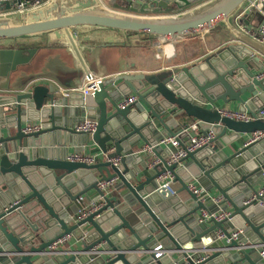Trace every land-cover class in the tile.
I'll use <instances>...</instances> for the list:
<instances>
[{
  "label": "water",
  "instance_id": "obj_1",
  "mask_svg": "<svg viewBox=\"0 0 264 264\" xmlns=\"http://www.w3.org/2000/svg\"><path fill=\"white\" fill-rule=\"evenodd\" d=\"M252 1L50 0L18 12L11 10L21 0L0 3V264H169L166 259L173 263L175 253L179 259L174 264L180 259L189 264H264V204H244L264 182V138L233 144L242 134L264 130L258 115L264 110V77H258L264 69V37L253 32L256 24H245L255 14L263 21L264 9H246ZM219 31L230 40L203 61L109 77L93 95L78 90L61 94L54 81L11 83L39 45L72 47L85 79L97 73L82 48L130 45L139 39L173 42ZM132 93L136 103L120 108L119 102ZM73 95H79V104H73ZM221 102H238L239 110L254 119L223 116ZM82 111L86 116L76 119ZM86 117L98 120L92 134L75 130ZM190 121L215 137L188 152L182 166L169 163L157 144L164 136H175L185 145ZM34 124L39 129L26 133L25 127ZM78 139L93 141L121 162L67 160L68 147ZM144 145L154 146L153 153ZM154 156L160 163L150 168ZM81 169L88 172L76 175ZM166 171L181 185L177 193L188 192L187 200L156 190L157 178ZM113 178L112 194L99 188L100 181ZM192 179L217 191L224 208L230 205L227 219L200 221L202 210L214 211L209 207L215 204L201 201L188 188ZM87 181L90 185L84 187ZM91 189L98 195L89 206L103 205L76 220L81 211L77 201ZM233 228L242 231L238 239L232 237ZM66 235L76 237L81 247L52 249ZM159 245L167 255L158 260Z\"/></svg>",
  "mask_w": 264,
  "mask_h": 264
},
{
  "label": "crops",
  "instance_id": "obj_2",
  "mask_svg": "<svg viewBox=\"0 0 264 264\" xmlns=\"http://www.w3.org/2000/svg\"><path fill=\"white\" fill-rule=\"evenodd\" d=\"M258 1H260L261 10L264 9V0ZM261 22V19H257L255 14L249 19H246L245 24L249 27H255L254 24H256L259 28ZM257 29L254 28L253 32L255 33ZM229 40L230 38H228L225 33L219 31L204 36L183 37L178 40L176 39L173 42H164L158 39H139L133 41V44L130 45L116 44L109 46H92L90 48H82V53L88 65L92 66L97 74L103 75L108 79L109 77H114L122 73H154L169 67L172 68L185 65H195L203 61L208 55L219 49ZM174 43L175 45L178 44L180 46H190L191 44L197 45L198 49L194 55L187 54L186 51L182 53L180 51H176ZM38 48L39 49L33 60L29 64L21 66L19 70L13 74V78L11 80L12 86L27 80H39L45 83L54 81L61 88V94L65 95V91L78 87L82 84L84 71L72 47L47 44L39 45ZM162 52H164V54H162ZM260 55L262 58L261 61L264 63V55ZM71 98L73 104H79L81 102L79 95H73ZM90 102V105L95 107L93 99H91ZM219 105H221V108L224 110H239L238 102H232L227 105L221 102ZM85 116L86 112L82 111L76 119L81 120ZM182 117L186 118L184 114ZM190 123L192 124L194 121H190ZM229 134L231 135V132H229ZM250 137L251 134H242L239 139L234 141L233 144H235L236 147L242 146L248 142ZM184 138L186 139L187 136ZM145 146L146 145H144L142 149ZM78 147L79 149H77ZM166 148L167 146H163L160 148V151L166 159L169 160L170 156L167 155L165 151ZM68 151L70 153L81 152L87 154H99L100 156L104 154L93 141L85 143L81 139H78V143H76V145H70L68 147ZM154 158H156V156L152 159ZM151 160H149V162H151ZM185 163L188 164L191 162L186 161ZM87 172V170L81 169L77 171L76 175L83 176ZM96 174L100 176L98 172ZM199 182L203 187H205L203 185L205 182ZM89 183L90 182L88 181L85 182L84 187H88V185H90ZM174 185L177 191H179L181 185L178 182H174ZM79 188V186L74 188V191L79 190ZM210 193L213 196H219L218 192L214 189L210 190ZM108 194H112L111 189ZM97 195V192L91 189L83 199H79L77 202L81 210L90 207L87 202ZM178 197L181 201H185L190 196L187 191H182L178 193ZM209 208L216 209L217 207L211 203ZM228 208L232 210L230 205ZM75 218H77V215H75ZM235 230L238 229L233 228L232 232ZM74 246L81 247V242H79L76 237L71 236L68 242L59 245L58 248L64 249L66 247ZM248 249L250 248L248 247ZM170 257L173 263H170L169 258L166 259L167 262H169V264H174V262L179 259V254L175 253ZM183 261L184 259H180L178 262L181 263Z\"/></svg>",
  "mask_w": 264,
  "mask_h": 264
},
{
  "label": "built area",
  "instance_id": "obj_3",
  "mask_svg": "<svg viewBox=\"0 0 264 264\" xmlns=\"http://www.w3.org/2000/svg\"><path fill=\"white\" fill-rule=\"evenodd\" d=\"M15 0H0L1 4H4L5 2H11ZM50 0H21V3H17L14 5L12 8V12H18V11H25L29 10L38 6H41ZM145 1V0H142ZM153 2H156L158 4H165V3H170L172 0H152ZM256 9V10H261L260 6V1L258 0H253L246 9ZM0 13H2L0 11ZM255 34H258L260 37H264V19L261 22L259 28L256 30ZM164 54V52H162ZM258 77L263 78L264 77V69L259 73ZM107 79V77L103 75H93L90 78H85L83 80V83L75 88H71L67 91H65V95H69L70 92L72 91H81L84 95H93L95 89L98 88V83L100 81H103ZM137 101V95L132 93L129 94L128 96L124 97L120 102H119V107L120 108H125L131 104L136 103ZM220 112L223 116H227L231 119L235 120H241V121H251L254 119V117L249 113L248 111H240V110H224L220 109ZM259 116H261V119H264V110H260L258 113ZM98 126V120L93 117H86L83 121L79 122L75 126V130L77 132H83V133H90L92 134ZM39 125H27L25 127V132L30 133L32 131L38 130ZM191 133V138L186 142L185 145H182L181 140L175 136H164L157 145L163 147L167 146V148L170 149L171 155L169 157L168 162L169 163H175L178 162L180 166L183 165V163H180L181 160L187 155L188 152L195 151L199 148L204 147L207 144H210L215 137V134L213 131L207 132V134H203L201 132V128L198 125V122H194L190 124L189 128L187 129ZM264 138V130H258L255 131L251 134L250 139L248 140V143L255 142L257 140H261ZM153 147L154 146H149L146 145L143 150H145L148 153H153ZM113 152V149L110 151ZM67 160L73 161V162H82L85 164H95L99 161H110L113 165H118L121 162V158L119 156H109L108 153H104L102 156L99 154H87V153H81V152H73L70 153L67 156ZM160 163L159 158H154L149 162V167L154 168L156 165ZM157 181L159 183L157 187V191L159 193H165L166 196H175L178 195L177 189L174 185V175L166 171L165 173H162L159 175L157 178ZM117 182V178H113L109 181H100L98 186L102 191H105L106 193L109 192V190L112 188L113 185H115ZM188 188L195 193L198 198L203 201V202H208V201H213L214 204L216 205V209L214 211H207V210H202L200 214V221L201 222H207L211 217L216 218L217 220H225L229 217L231 214V210L229 208H224L225 202L224 199L219 195V196H213L209 190H207L205 187L202 186V184L196 180L192 179L188 182ZM259 196H264V182L261 183L257 187V193H253L250 195L244 202V204H249L253 201H258L261 204H264V201L257 200ZM103 205V204H100ZM99 204H93L92 206L81 210L78 215L76 220H81L91 214L92 212L96 211L99 207ZM232 237L235 239H238L239 236L242 234L241 230H235L232 233ZM72 235H66L62 238H60L54 245L52 249H57L59 245L68 242V240L71 238ZM254 247V246H253ZM158 252H156L155 256L156 259H161L164 258L167 255V251L159 245L157 247ZM260 254L262 257H264V244L261 246L260 249ZM175 264H189L187 260H184L183 262L179 263L176 262Z\"/></svg>",
  "mask_w": 264,
  "mask_h": 264
},
{
  "label": "rangeland",
  "instance_id": "obj_4",
  "mask_svg": "<svg viewBox=\"0 0 264 264\" xmlns=\"http://www.w3.org/2000/svg\"><path fill=\"white\" fill-rule=\"evenodd\" d=\"M180 44H181V42H180ZM174 46H175L176 51H180L182 53L186 51L187 54H191V55H194L198 49L197 45H192V44L190 46H185V45L180 46L178 44L175 45V43H174Z\"/></svg>",
  "mask_w": 264,
  "mask_h": 264
}]
</instances>
